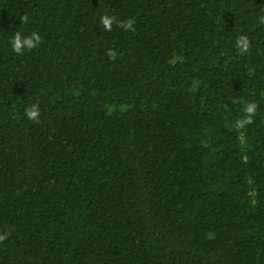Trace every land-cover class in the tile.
<instances>
[{
  "label": "trees",
  "instance_id": "obj_1",
  "mask_svg": "<svg viewBox=\"0 0 264 264\" xmlns=\"http://www.w3.org/2000/svg\"><path fill=\"white\" fill-rule=\"evenodd\" d=\"M260 15L264 0H0V264H264Z\"/></svg>",
  "mask_w": 264,
  "mask_h": 264
},
{
  "label": "clouds",
  "instance_id": "obj_2",
  "mask_svg": "<svg viewBox=\"0 0 264 264\" xmlns=\"http://www.w3.org/2000/svg\"><path fill=\"white\" fill-rule=\"evenodd\" d=\"M22 23H26L28 17L23 15L20 17ZM114 17L108 15H101L100 23L104 26L105 30H111L113 24ZM259 22L264 24V15L259 16ZM119 23V22H118ZM134 21L132 19H128L123 22L120 26H122L125 30H132ZM42 37L38 31H31L29 34L25 35L22 31H16L11 37L9 43L11 46V50L17 54H23L27 51L35 49L41 42ZM235 48L239 54L247 53L251 45L249 43V39L245 35H240L236 38ZM110 59H115L116 53L115 51L109 50L107 53ZM257 105L254 102L245 103L243 107L244 115L236 120L235 126L238 128H243L245 125L252 122L253 117L256 114ZM24 115L29 120H36L40 115V108L37 104H32L29 107H26L24 110ZM6 239V235H0V241Z\"/></svg>",
  "mask_w": 264,
  "mask_h": 264
}]
</instances>
